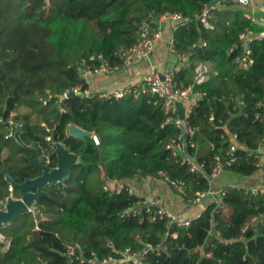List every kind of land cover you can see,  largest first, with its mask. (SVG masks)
Segmentation results:
<instances>
[{
  "label": "trees",
  "instance_id": "1",
  "mask_svg": "<svg viewBox=\"0 0 264 264\" xmlns=\"http://www.w3.org/2000/svg\"><path fill=\"white\" fill-rule=\"evenodd\" d=\"M210 2L0 0V209L9 197L4 168L18 184L40 175L29 165L28 149L50 169L56 168L54 143L79 157L62 191L54 184L46 187L39 207L0 227L9 240L7 247L0 244V264H89L92 254L117 260L127 248L140 251L147 245L158 249L148 252L143 264H264L259 190L225 187L219 204L208 205L186 227L168 225L126 186L104 190L108 183L159 178L162 172L187 200L208 189L216 157L235 158L224 171L240 176L258 170L249 151L264 138V38L249 45V66L236 61L244 53L240 35L262 29L222 1L206 28L198 17ZM151 11L184 20L172 37L175 52L187 58L174 74L177 86L193 84L198 64L210 69L207 79L194 85L202 97L187 119L195 144L188 154L203 166L200 172H190L182 157L166 148L178 130L166 122L158 98L86 94L88 85L77 71L82 60L91 64L97 55L119 67L118 49L137 41L138 27ZM70 125L99 144L69 137ZM229 135L240 146L231 153ZM12 194L20 198L18 190ZM69 245L75 246L73 257L67 256Z\"/></svg>",
  "mask_w": 264,
  "mask_h": 264
},
{
  "label": "built area",
  "instance_id": "2",
  "mask_svg": "<svg viewBox=\"0 0 264 264\" xmlns=\"http://www.w3.org/2000/svg\"><path fill=\"white\" fill-rule=\"evenodd\" d=\"M222 1L225 4L235 5L239 8H244L249 5L250 0H218ZM214 6H205L198 19L200 22L206 27L211 28L209 25L210 12L214 9ZM168 21L173 24L174 29L178 24L184 22L181 15L179 14H169L164 13L161 15H156L153 11H151L147 18L144 19L139 27H138V36L137 41L129 46V47H120L117 51V57L120 61L119 67H111L107 61L104 60L102 55H97L95 58L92 57L89 59L91 64H88L86 60H82L78 67L77 71L79 76L87 83V78L91 76H96L99 74H111L113 71L117 69H127L132 66L145 61L150 58L152 53L154 52L156 46L162 37V30L160 25L162 22ZM264 38V29L255 34L251 31H246L245 33L240 35V40L242 42V46L244 47V53L242 57L237 59L236 63L242 67L246 68L251 64V60L249 58L251 54V50L249 45L255 40H261ZM170 50L173 52L179 59H182L185 56L179 55L175 52L173 46V40L171 39L169 42ZM232 52V48L229 50ZM93 61L99 62V64H94ZM175 70L166 72L164 74H159L157 72H150L147 74L143 80L137 85L131 86L122 91H117L113 93H107L105 95H101V97H113L115 99H119L128 94H133L135 97L140 95H152L158 98L161 101L162 109L164 114L168 116L166 122L171 123L177 130L178 134L171 143H169L166 148L171 151L173 156H181L183 162L187 163L189 166V170L192 173L200 172L202 170V165L197 164L193 157L189 156L188 149H194L195 144L191 140V137L194 135V130L188 124V116L189 113L197 102L202 97V94L194 90V85H198L207 79V76L210 72L209 67L205 64H198L195 68L194 82L193 84L187 86H177L174 83V74ZM76 89L74 93H76ZM87 94V92H85ZM66 96V95H65ZM187 101L193 102V105L189 108V111L185 110V120H181L177 115V110L175 107L176 103H185ZM43 105H46V101L42 102ZM12 136V134H10ZM228 140L230 142L229 145V153L235 151L236 148L240 147L237 145L235 141L234 135H229ZM93 141L95 145L99 144L97 137L93 136ZM250 155H253L255 158V165L259 168L263 164V155L261 152V145L258 146L256 151H249ZM235 161V158L229 157L228 159L221 160L216 157V164L211 172L210 177H208V189L206 191L196 192L195 195L191 198L185 200V202L189 205H195L199 203L203 198L211 193V179L217 177L224 171L225 167L230 166ZM46 163H49V160H46ZM158 177L154 176H146V177H136L139 179H163L166 181V177L164 173L159 172ZM9 197L7 199L15 200L13 198V189L9 184ZM104 190H109L107 186L104 187ZM119 192L120 189L113 190ZM256 192L255 190H252ZM264 194V190L260 191ZM224 191H220L219 195H223ZM6 199V201H7ZM149 207L154 209L155 215L160 219L165 218L168 222V225H175L177 227H186L190 224L191 218L181 217V215H175L171 213L166 207L158 199H151L148 203H145ZM255 219H252V222H255ZM176 237V234L172 235ZM0 244L7 247L9 245V240H7L3 234L0 233ZM158 248H154L150 245H147L140 251H131L130 249H125L122 253L120 259H114L112 257H107L102 260L98 259L95 254L91 255V259L86 262L89 264H143L145 257L148 252H155ZM75 253V246L69 245L67 246V256L73 257ZM81 262H84V259H79Z\"/></svg>",
  "mask_w": 264,
  "mask_h": 264
},
{
  "label": "crops",
  "instance_id": "3",
  "mask_svg": "<svg viewBox=\"0 0 264 264\" xmlns=\"http://www.w3.org/2000/svg\"><path fill=\"white\" fill-rule=\"evenodd\" d=\"M219 1L216 3L218 4ZM215 4V5H216ZM244 18L264 29V0H250L248 6L240 8ZM162 37L149 59L142 61L131 68L117 69L111 74H99L87 78V94L113 93L122 91L140 83L150 72L164 74L169 71H178L187 63V58L179 59L170 50L169 42L173 37L174 26L168 21L161 23ZM261 30V31H262ZM210 70V69H209ZM186 112L193 105V102L183 103ZM263 164L251 176L244 177L230 171H223L219 176L211 179V193L195 205H189L177 192H171L163 179H139L108 183L110 190L122 189L126 186L130 193L145 200L148 203L151 199H158L164 207L175 215L194 219L198 217L211 203L219 204V192L225 187H240L248 190H264V138L261 142ZM256 185V186H255Z\"/></svg>",
  "mask_w": 264,
  "mask_h": 264
},
{
  "label": "water",
  "instance_id": "4",
  "mask_svg": "<svg viewBox=\"0 0 264 264\" xmlns=\"http://www.w3.org/2000/svg\"><path fill=\"white\" fill-rule=\"evenodd\" d=\"M218 0H211L209 6H214ZM75 95L74 92L69 94ZM66 98L63 96L62 99ZM177 115L181 120H185V107L183 103L175 104ZM69 137L81 140L93 139L91 133L84 131L74 125L67 128ZM53 155L56 158V168L50 169L47 165L36 161V150L28 149L30 153L28 160L29 165L34 170H39L40 175L34 179H26L22 184H18L11 176L9 171L4 168L1 173L4 174L5 180L11 185L12 189L19 191L20 198L11 200L7 199L3 209H0V227L6 223H11L17 220L21 214L26 211H31L39 207V198L46 195L45 189L54 184L60 191L63 190L66 183L70 180L71 172L74 166L78 163L79 157L69 152L62 144L54 143ZM133 209H129L132 211ZM127 213V211L125 212Z\"/></svg>",
  "mask_w": 264,
  "mask_h": 264
},
{
  "label": "rangeland",
  "instance_id": "5",
  "mask_svg": "<svg viewBox=\"0 0 264 264\" xmlns=\"http://www.w3.org/2000/svg\"><path fill=\"white\" fill-rule=\"evenodd\" d=\"M91 77H94V76H91ZM79 160V159H78ZM166 183V185H167V187H169V189L171 190V192L173 193V192H176V187L175 186H173V185H169V183H167V182H165ZM256 186V185H255ZM211 189H213V188H211ZM174 194V193H173Z\"/></svg>",
  "mask_w": 264,
  "mask_h": 264
}]
</instances>
